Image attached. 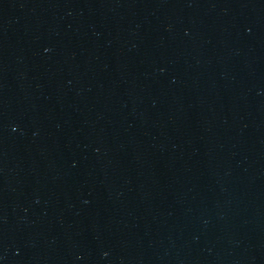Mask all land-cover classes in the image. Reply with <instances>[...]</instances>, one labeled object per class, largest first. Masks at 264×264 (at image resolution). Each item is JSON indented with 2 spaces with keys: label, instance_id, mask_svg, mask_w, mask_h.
Instances as JSON below:
<instances>
[{
  "label": "water",
  "instance_id": "1",
  "mask_svg": "<svg viewBox=\"0 0 264 264\" xmlns=\"http://www.w3.org/2000/svg\"><path fill=\"white\" fill-rule=\"evenodd\" d=\"M0 264H264V0H0Z\"/></svg>",
  "mask_w": 264,
  "mask_h": 264
}]
</instances>
